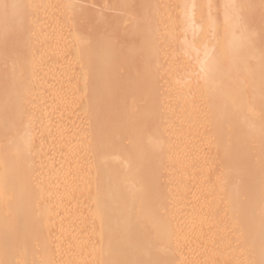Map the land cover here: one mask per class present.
<instances>
[{
  "label": "bare ground",
  "instance_id": "bare-ground-1",
  "mask_svg": "<svg viewBox=\"0 0 264 264\" xmlns=\"http://www.w3.org/2000/svg\"><path fill=\"white\" fill-rule=\"evenodd\" d=\"M74 1L0 0V264H264V0Z\"/></svg>",
  "mask_w": 264,
  "mask_h": 264
},
{
  "label": "rangeland",
  "instance_id": "rangeland-1",
  "mask_svg": "<svg viewBox=\"0 0 264 264\" xmlns=\"http://www.w3.org/2000/svg\"><path fill=\"white\" fill-rule=\"evenodd\" d=\"M115 1H116V5H118L119 4L118 2L122 1V0H115ZM74 2L78 6V7L75 6L72 9L73 14L75 16V18H74L75 21L73 23V26H74V28H76L75 30H77L76 31L77 33L80 31L79 34L86 35L89 38L93 39L95 37L104 36V35L112 32L111 34H113L115 36L114 39L120 46H123V45H126L129 43L130 38H129V36H127V33H125L124 29L131 26V24H132L131 22L135 19L134 15H129L125 19V21L123 19L121 21L122 25L120 24V27L122 29L116 30L117 26H115V24L118 22V20H121V18H123V12H121L119 7L115 6L114 0H77ZM128 2H129L128 8H129V10H131L132 13L138 12L140 10V8L136 4V2L134 3V0H128ZM257 4H258L257 0H253V3L251 4L250 10L247 12V14H248V18H247L248 27L253 28V29H257L258 27H260L263 24V18L260 14H252V12H253L252 8H254ZM111 7H113V8H111ZM99 14L101 16H99ZM131 16H133V17H131ZM129 17H131V18H129ZM114 22H116V23H114ZM126 26H128V27H126ZM112 27H113V29H112ZM259 30H260V28L257 30L258 36H262L263 32L261 34L259 32ZM263 36H262V38L264 39ZM263 39H261V40H263ZM125 41H127V43H125ZM132 41L133 40H131L130 42H132ZM217 48L219 49V47H217ZM5 67L7 69L10 68V64H8V66L6 64ZM127 78L129 79L130 77H127ZM124 85H127V84L125 83ZM95 93H96V91L94 89L89 90L90 95L95 94ZM2 137L3 136L0 135V139H2Z\"/></svg>",
  "mask_w": 264,
  "mask_h": 264
}]
</instances>
